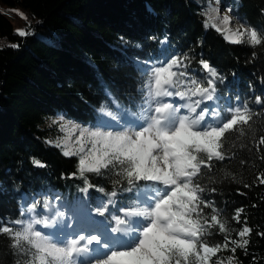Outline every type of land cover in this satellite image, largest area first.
I'll use <instances>...</instances> for the list:
<instances>
[{
    "label": "trees",
    "instance_id": "obj_1",
    "mask_svg": "<svg viewBox=\"0 0 264 264\" xmlns=\"http://www.w3.org/2000/svg\"><path fill=\"white\" fill-rule=\"evenodd\" d=\"M0 4L23 8L32 21L31 34L20 37L0 13V224L22 219L21 206L54 193L71 206H96L99 192L93 188L86 198L80 191L83 180L70 178L78 158H67L49 146L47 131L40 125L45 118L63 116L81 127L94 126L103 104L114 111L136 112L144 79L138 60L159 57L165 49L185 54L187 71L206 83L208 74L199 64L204 59L219 74L216 89L221 101L229 106L247 102L255 111L264 108L254 101L257 95L264 100V44L252 48L226 42L204 27L201 7L189 0H0ZM236 14L264 27V0H238ZM245 132L227 133L230 158L214 159L210 172L202 169L206 175L200 181L207 189L202 195L228 218L230 229L239 230L245 219L252 228L247 250H236L237 264H264V237L257 235L264 233V184L257 180L264 173V145L257 151L264 136V112ZM33 158L46 167H35ZM86 175L106 192L113 189L116 177L111 171ZM239 208L244 211L237 224L231 217ZM230 236L238 239L236 231ZM9 245L7 234L0 235V264H15L16 259L23 264L27 257H14Z\"/></svg>",
    "mask_w": 264,
    "mask_h": 264
},
{
    "label": "snow or ice",
    "instance_id": "obj_2",
    "mask_svg": "<svg viewBox=\"0 0 264 264\" xmlns=\"http://www.w3.org/2000/svg\"><path fill=\"white\" fill-rule=\"evenodd\" d=\"M226 13L221 17L219 8L209 7L202 13L204 27L214 29L230 44L247 43L252 48L264 44V27L257 28L235 16L231 6ZM17 15L27 19L22 13ZM234 17L238 26L233 25ZM30 34L23 29L16 31L20 37ZM188 59L185 54H169L165 49L159 57L138 60L144 77L139 87L142 105L138 113L114 111L103 104L94 126L74 125L71 134L67 125L60 126L65 137L47 142L60 148L65 157H79L71 178L83 180L81 192L87 195L90 188H95L107 196V201L99 203L93 212L85 213L80 204L66 215L59 208L54 210L48 198L33 200L21 209L20 216L27 214V218L0 224V235L7 234L14 257H27L23 264H237L236 250H247L250 241L246 237L253 230L246 219L239 230L230 229L228 218L202 195L207 189L200 177L206 175L202 169L212 170L214 159L230 158L226 134L245 136V129L251 128L254 117H259L264 108L255 111L247 102L223 109L201 107L219 99V74L208 61L199 60L208 74L205 83L187 71ZM175 98L184 103H175ZM254 101L264 104L260 95ZM113 103L120 108L114 99ZM259 145H264V136L258 140L257 151ZM32 163L46 167L35 158ZM102 170H111L116 177L110 192L90 183L86 175L99 176ZM257 180L264 184V173ZM125 192L134 196L115 208V198ZM41 203L46 215L37 212ZM109 205L115 210L110 211ZM206 208L211 211L205 213ZM243 211L236 209L231 219L241 223ZM232 231L238 239L231 238ZM214 235H223V241L209 239ZM257 235L264 237V233ZM222 251L231 255L221 258L218 254ZM15 264H21V259Z\"/></svg>",
    "mask_w": 264,
    "mask_h": 264
},
{
    "label": "rangeland",
    "instance_id": "obj_3",
    "mask_svg": "<svg viewBox=\"0 0 264 264\" xmlns=\"http://www.w3.org/2000/svg\"><path fill=\"white\" fill-rule=\"evenodd\" d=\"M189 1L197 4L198 6H200L201 7V13L205 12L206 10H208L209 7H211V8H219L220 9V15L222 17L224 15V12H226V9L229 6H231L233 8V10H234L235 16H237L236 11H237V8H238V0H219V3H217L216 0H189ZM17 12L22 13L24 16L27 17V19L26 20L22 19L20 15H17ZM0 13L3 14L11 22L15 34H16V31L18 29H23V30H26V31L30 32V30H31L30 22H32V21H31L29 15H28V13L23 8H20V7L11 8V7H7L5 5L0 4ZM202 16L205 19L204 15H202ZM233 25L234 26H238L237 23H236L235 17L233 19ZM38 36L41 37V38H45V37H43L41 35H38ZM166 43L167 42L163 43L162 46L166 45ZM1 44H2V40H0V45ZM197 79H201V78H197ZM216 96L218 97V92L217 91H216ZM174 102L175 103H180L181 101H179L178 98H175ZM141 105H142V101L136 108V112L137 113L139 112ZM216 106H219L220 109H223L225 107H228L229 105L227 103H225V102H222L220 100V98L218 100H216V101H207V102H205L204 104L201 105V107H209V108L216 107ZM224 114L225 113L222 112V115H224ZM53 121H57V123H53ZM112 123L114 124L115 122H112ZM62 124L67 125V130L69 131V134H71L70 130L75 124H73V123H71L69 121H66L65 119L59 120V117L43 119V121H42V123L40 125V128L47 131V135H46L45 139H46V143L49 146L54 147L52 143H48L47 141L55 142L58 138H64L65 137V132L60 131V126ZM75 126H78V125H75ZM78 134L79 133L77 131L76 135H78ZM75 138H76L75 136H72V140H75ZM55 148L59 149L61 154H62V150L60 148H58V147H55ZM70 157H77L78 160H79L78 156L74 155V156H70ZM70 157H67V158H70ZM102 171H111V170H102ZM92 189L93 188L89 189L87 195H85L86 198L89 196L90 191ZM100 193L101 192H99L97 197L94 198V201L97 202L96 206L99 203H101V202L107 201V196H106V198L103 199L102 198L103 194L101 193V195H100ZM133 196H134V193L125 192V193L119 194L115 198V200H116L115 208H116L117 204H120V206H121V203L127 204L128 203V198L133 197ZM56 197H59V199L57 200ZM44 198H48L52 202V204L54 205V210H55V208H59L60 210L65 211L66 215L68 213H70L71 211H73L77 207V205H72V206L69 205L65 201V199H63V197L61 196L60 193H54L53 195H50V196H46V197H43V198H35V199H40L41 202H42ZM26 201H27V198L24 196L23 197V204ZM32 202H33V200H32ZM32 202H28V204H24V206L30 205ZM91 202H92V199L90 198L89 199V203H91ZM24 206L20 207V212H21L22 207H24ZM95 207L93 209H91L92 207H88V206L87 207H83V211L85 213L93 212ZM109 208L114 210L112 205H109ZM37 212H39L41 214H44V215L47 214L45 212V210L43 209L42 203H41L40 206H38ZM106 215H107V213H106ZM25 218H27V214L22 219H25ZM94 218L96 220H101V221L104 220V217H99V219H97V216H95ZM11 227L15 228V227H18V226L11 225ZM37 228H40V227L37 226ZM47 231H50V230H47ZM52 231H55V229H53ZM218 255L221 258H224V257H227L228 255H231V253H229L228 251H222ZM213 259H215V257Z\"/></svg>",
    "mask_w": 264,
    "mask_h": 264
},
{
    "label": "bare ground",
    "instance_id": "obj_4",
    "mask_svg": "<svg viewBox=\"0 0 264 264\" xmlns=\"http://www.w3.org/2000/svg\"><path fill=\"white\" fill-rule=\"evenodd\" d=\"M224 14H226V12H224ZM216 91L218 92V90L216 89ZM180 101V100H179ZM180 103H184V101H181ZM38 227H40V226H38ZM47 230H49V229H43V231H45V232H48ZM50 231H52V230H50Z\"/></svg>",
    "mask_w": 264,
    "mask_h": 264
},
{
    "label": "water",
    "instance_id": "obj_5",
    "mask_svg": "<svg viewBox=\"0 0 264 264\" xmlns=\"http://www.w3.org/2000/svg\"><path fill=\"white\" fill-rule=\"evenodd\" d=\"M226 41V40H225ZM227 42V41H226ZM72 177V175L70 176V178Z\"/></svg>",
    "mask_w": 264,
    "mask_h": 264
}]
</instances>
